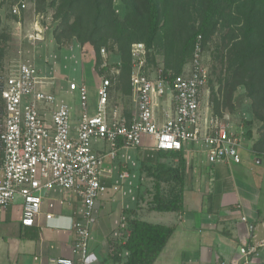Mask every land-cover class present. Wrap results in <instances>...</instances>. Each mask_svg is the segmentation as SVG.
<instances>
[{"label":"built area","instance_id":"2783aa9c","mask_svg":"<svg viewBox=\"0 0 264 264\" xmlns=\"http://www.w3.org/2000/svg\"><path fill=\"white\" fill-rule=\"evenodd\" d=\"M25 8L26 3L20 2L11 11L20 14ZM151 51L143 41L132 45L129 114L112 104L117 68L101 76L95 113L90 112L88 84L70 81L68 90L80 100L77 118L70 103L52 89L53 77L30 61L9 66L0 62V208L20 196L22 224L32 226L41 212L44 192L56 187L78 191L85 209L74 225L76 258L59 259L60 263L91 264L90 224L99 199L109 191L103 179L112 171L106 158H114L121 147L147 142L154 150L185 152L193 145L212 164L241 161L240 137L213 114L206 116L203 107L210 70L204 62L202 35L191 61L179 74L151 66ZM101 53L103 66L111 65L113 52L103 47ZM116 63L120 64V58ZM96 142L106 143L107 152H100ZM46 218L52 219L53 214ZM125 218L114 233L123 244ZM124 253L126 259L129 252Z\"/></svg>","mask_w":264,"mask_h":264},{"label":"crops","instance_id":"0c3cea01","mask_svg":"<svg viewBox=\"0 0 264 264\" xmlns=\"http://www.w3.org/2000/svg\"><path fill=\"white\" fill-rule=\"evenodd\" d=\"M38 35L43 38L41 33ZM88 50L94 64L95 55L91 48ZM89 76H93L89 69L78 75L69 74L70 80L86 83ZM58 77L53 80L52 89L61 100L70 103L73 117L77 118L79 110L73 101L76 102L78 96ZM244 138L240 137V162L225 160L212 164L205 152L193 147L183 152L187 158L185 211L150 209V214L146 213L149 219H158H148V222L175 227L153 264H264V157ZM95 147L102 153L108 149L103 142H96ZM145 148L149 152L157 151L149 146ZM120 150H127L125 154L129 159V151L139 149L121 147ZM112 159L106 158L109 168H112ZM173 159L178 163V158ZM121 177L112 168L103 179L109 191L99 199L90 224L91 264L125 262L127 258L116 262L110 258V239L116 240L114 233L125 213V216H133L131 211L134 210L144 220V208H140L142 199H138L139 186L131 197V182L128 184L129 178ZM22 203V198L17 196L0 208V264H63L58 260L76 258L74 225L83 218L85 209L80 193L60 187L44 192L41 212L32 226L22 224ZM49 213L53 214L52 219L46 218ZM243 247L246 252H242Z\"/></svg>","mask_w":264,"mask_h":264},{"label":"trees","instance_id":"16d2710c","mask_svg":"<svg viewBox=\"0 0 264 264\" xmlns=\"http://www.w3.org/2000/svg\"><path fill=\"white\" fill-rule=\"evenodd\" d=\"M46 1L41 0L43 4ZM121 1L125 8L123 16L118 13L115 0H51L49 5L55 7V18L59 21L54 30L55 39L61 42L64 37H75L80 44L88 45L94 51L96 68L101 66L100 74L111 69L110 65L103 66L101 53L103 47H110L109 50L120 57V64H114L119 70L117 79L132 95L131 49L134 43L143 41L152 49L164 34L167 44L163 46L169 49L165 68L179 74L193 56L198 36L202 35L205 42L222 23L231 30L223 42L228 60L226 103L233 107V91L239 85H245L254 96V106L259 102L264 106V0H197L200 20L191 30L186 14L194 0ZM150 55L151 52V59ZM260 117L264 125V115ZM119 145H123L121 141ZM263 146L264 135L252 147L264 157V151L260 150ZM170 157L178 158L176 166L163 161ZM141 169L154 181L150 209L183 213L186 155L157 150L153 158L141 160ZM142 195L138 194L139 200ZM131 213L133 216H126L123 229L127 234L126 242L110 239V258L115 262L122 261V251L127 250L129 254L124 264H153L175 227L142 220L134 210Z\"/></svg>","mask_w":264,"mask_h":264},{"label":"rangeland","instance_id":"374dc122","mask_svg":"<svg viewBox=\"0 0 264 264\" xmlns=\"http://www.w3.org/2000/svg\"><path fill=\"white\" fill-rule=\"evenodd\" d=\"M50 1L47 0L43 4L41 0L17 2L15 0H0V61L5 66L30 61L45 75L53 77L54 81L59 76L58 79L66 86L72 81L69 74L78 75L81 71L89 69L93 74L88 79L86 78L89 88L90 112L95 113L98 100L97 91L102 76L99 73L101 66L96 68L95 63L93 64L91 61V54H88L90 47L80 44L75 37L70 39L64 37L61 42H57L54 37V30L59 21L55 18V7L49 5ZM20 2H25L26 8L20 14H13L11 11L12 6ZM115 7L118 13L123 16L125 8L121 0H115ZM199 9L200 5L197 0H194L188 7L186 22L190 30L199 24ZM230 31L228 26L223 27V24L220 23L211 38L203 42L204 62L210 70V80L205 89L203 107L206 116L213 114L220 124L230 127L239 137L244 136V141H250L253 146L264 135L263 120L260 117L264 115V106L260 102L254 106V96L245 85H239L233 91V107L226 103V97L229 94L227 86L228 60L225 57L226 51L223 49V42L226 40V34ZM39 33L43 38L39 37ZM165 43L164 34L160 35L159 44L154 46L151 51V66H166L169 49L163 46ZM44 48H47L48 51H45ZM108 48L110 49V47ZM92 52L94 53L93 50ZM118 58H120L119 55L113 52L110 59L111 69L109 73L115 68L114 62ZM191 59L192 57L186 63L187 65ZM117 74L116 78H112V104L120 105L123 111L129 114L133 106L132 96L124 90L121 82L117 79ZM54 76L56 77L54 78ZM73 102L80 110V100L77 98L76 102L75 100ZM147 144L145 142V145L139 146L138 151H129V155H131L129 159L128 155L125 154L127 150L116 151V155L112 159V168L115 174L122 176L123 179L129 178L127 182L128 184L131 182L132 190L128 192L131 197L135 195V191L139 186V194H143V206H140V208H144L142 212L144 215L142 216H145L143 219L146 221L149 219L147 214H150V202L154 192L153 178L141 169V160L153 158L154 154V151L151 150L150 153L145 148V146H148ZM260 150L264 151V146ZM252 159L256 162L254 156ZM163 160L170 162V164L177 163V160L173 158ZM124 175L127 177H124ZM163 186L167 188L168 185L164 184ZM153 219L158 221L154 217L149 221H153ZM122 257L125 258L126 253Z\"/></svg>","mask_w":264,"mask_h":264}]
</instances>
